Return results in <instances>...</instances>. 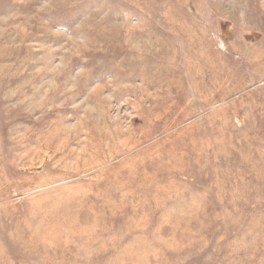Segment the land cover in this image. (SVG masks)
<instances>
[{
	"label": "rangeland",
	"instance_id": "1",
	"mask_svg": "<svg viewBox=\"0 0 264 264\" xmlns=\"http://www.w3.org/2000/svg\"><path fill=\"white\" fill-rule=\"evenodd\" d=\"M0 264H264V0H0Z\"/></svg>",
	"mask_w": 264,
	"mask_h": 264
},
{
	"label": "bare ground",
	"instance_id": "2",
	"mask_svg": "<svg viewBox=\"0 0 264 264\" xmlns=\"http://www.w3.org/2000/svg\"><path fill=\"white\" fill-rule=\"evenodd\" d=\"M54 205V204H53ZM52 206V205H51ZM55 211V210H54ZM48 215V214H47ZM44 216V215H43ZM46 217H48V216H46ZM39 218H41V217H39ZM44 218V217H43ZM49 218V217H48ZM41 220V219H40ZM44 222H46V221H44ZM47 227V226H46Z\"/></svg>",
	"mask_w": 264,
	"mask_h": 264
}]
</instances>
